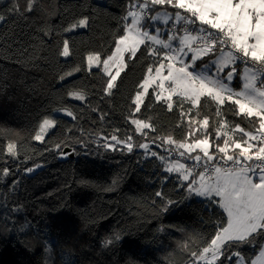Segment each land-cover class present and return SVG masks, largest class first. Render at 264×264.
Instances as JSON below:
<instances>
[{
  "label": "trees",
  "instance_id": "trees-1",
  "mask_svg": "<svg viewBox=\"0 0 264 264\" xmlns=\"http://www.w3.org/2000/svg\"><path fill=\"white\" fill-rule=\"evenodd\" d=\"M19 4L23 10L26 0ZM126 4L127 0H35L34 10L21 15L7 14L13 0H0V13L7 14L0 22V264H204L191 254L207 246L202 241L226 214L216 204L181 190L184 182L177 173L164 179L161 139L191 142L189 119L194 117V127L200 129L198 121L205 115L209 128L194 135H208L210 152L224 139L241 137L236 124L252 129L247 119L233 116L231 102L219 106L222 115L217 117V105L210 99L191 111L187 102L183 108L174 103L171 111L153 102L136 113L132 99L147 67L154 65L151 50L133 58L118 78V88L107 95V74L88 70L86 55L99 53L104 59L113 51ZM82 17L90 18L85 29L65 32ZM65 40L69 56L62 58ZM76 68L82 70L58 81ZM232 87L240 89L238 78ZM71 90L83 92L85 100L71 99ZM58 107L70 109L73 117L53 115ZM101 114L106 116L101 119ZM47 117L54 119V126L46 142H36L33 136ZM132 119L144 120L156 131L146 129L147 136L133 133ZM111 135L132 136L134 151L105 147V137ZM149 137L157 140L150 148L158 153L156 158L135 148L151 142ZM9 143L15 145L14 159L7 153ZM66 146L72 156L61 154ZM233 151L230 147L229 154ZM6 167L11 174L3 173ZM29 167L33 172L25 171ZM156 192L177 203L162 211ZM115 234L122 239L102 247ZM258 249L246 245L240 251L252 259Z\"/></svg>",
  "mask_w": 264,
  "mask_h": 264
},
{
  "label": "snow or ice",
  "instance_id": "snow-or-ice-1",
  "mask_svg": "<svg viewBox=\"0 0 264 264\" xmlns=\"http://www.w3.org/2000/svg\"><path fill=\"white\" fill-rule=\"evenodd\" d=\"M34 8L35 0H26L23 10L19 0H13L7 14L23 15ZM7 14L0 13V22ZM120 19L118 36L113 40L115 50L110 49L111 54L105 59L99 53L87 56L89 69L95 65L99 70L102 66L103 73L107 74L103 87L107 95H112L118 88V78L133 58L151 50L154 65L147 67V74L142 77L132 99L136 113L142 112V105L147 108L153 102L166 105L169 111L173 110L174 103L183 108L187 102L191 111L192 107L203 108L204 102L210 99L217 105V117L222 115L219 106L231 102L233 116L240 117L242 122L247 119L252 130L246 131L245 127L236 124L235 130L242 134L241 137L224 139L222 145L216 144L215 151L210 152L212 144L208 135L203 138L194 135L209 128L208 116L198 121L202 126L200 129L194 127L196 121L192 117L188 121L191 142L177 143L171 136L161 139L169 156L178 153L179 157L191 161V165L179 161L170 163L164 155H160L159 160L164 161L165 180L170 178L168 173H177L178 179L184 182L181 190L187 189L189 196L205 198L226 214L214 233L202 241L207 246L193 252V257L204 264H264V0H127L126 13ZM89 20V17H82L71 27H87ZM157 22H162L165 28L158 27ZM165 35L166 39L162 38ZM157 45L161 47H155ZM60 55L69 56L67 40L63 41ZM81 70L76 68L61 76V80ZM237 77L242 83L240 91L232 87ZM68 95L79 101L85 100L78 92ZM66 114L73 117V111ZM181 115L185 113L181 112ZM105 116L101 114L100 118ZM54 123L44 118L33 139L46 142L44 133ZM131 125L136 126L133 133L145 136L148 135L146 129L156 131L152 124L141 119H132ZM215 135H222L219 129ZM223 135L227 136V133ZM105 139L108 149L126 146L127 152L134 151L132 136L118 139V135H111ZM149 139L156 145V138ZM230 147L234 150L232 154H229ZM56 148L60 149L61 145L57 144ZM135 148L150 151V144L137 143ZM14 149L15 145H7L9 158L17 157ZM197 149L202 155H193ZM61 154L68 155L66 152ZM150 154L153 158L158 155L156 151H150ZM33 170L31 167L25 169L27 173ZM2 171L11 174L7 167ZM155 195L162 198L164 212L177 203L170 198L163 199L162 192ZM121 239L115 234L106 238L102 247L114 246ZM246 245L258 246L260 255L256 260L241 255L240 249Z\"/></svg>",
  "mask_w": 264,
  "mask_h": 264
},
{
  "label": "rangeland",
  "instance_id": "rangeland-1",
  "mask_svg": "<svg viewBox=\"0 0 264 264\" xmlns=\"http://www.w3.org/2000/svg\"><path fill=\"white\" fill-rule=\"evenodd\" d=\"M97 1H101V0H97ZM77 22V21H76ZM76 22H73V23H71L66 29H69V30H65V32L66 33H71V32H74V31H76V30H81V29H85L86 27H83V28H72L71 26L74 24V23H76ZM128 23H130V20L128 21ZM160 24V25H157L158 27H161L162 29H164L165 28V26L162 24V22H157V24ZM152 34H155L154 32L152 33ZM162 38H164V39H166V35L164 36V37H162ZM194 46H196V47H198L199 45H194ZM155 47H157V48H159V47H161V46H159V45H157V46H155ZM115 50V48L113 49V51ZM61 51H62V49H61ZM89 54H96V53H94V52H91V53H88L87 55H86V68L89 70V68H88V64H87V56L89 55ZM111 54V53H110ZM109 54V55H110ZM126 56H127V54L125 55V58H126ZM61 57L62 58H65V57H63L62 55H61ZM105 58H107V56L105 57ZM104 58V59H105ZM96 68V66L94 65L91 69H95ZM99 69H101L102 71H103V69H102V66H100V68ZM73 70H71V71H68V72H72ZM68 72H66V73H68ZM66 73L65 74H62V75H60L59 76V79H58V81L59 82H62L63 80H61V76H65L66 75ZM76 72H74V74H75ZM147 74V73H146ZM145 74V75H146ZM154 74V73H153ZM164 74L166 75L167 74V72H166V70H165V72H164ZM70 76H67L65 79H67V78H69ZM238 79H239V77H237ZM64 79V80H65ZM239 82H240V89L239 90H235V91H240L241 89H242V83H241V81H240V79H239ZM166 87H167V84L165 85ZM70 92H78V93H80V94H82V95H84V93L83 92H81V91H78V90H71ZM85 96V95H84ZM71 99H73V100H77L74 96H69ZM134 98V97H133ZM174 100L176 99V97L174 96V98H173ZM77 101H79V100H77ZM67 111H70V109H68V108H63V107H58V108H55L54 110H53V115H63V116H66V117H68L67 116ZM70 118H72V117H70ZM47 119H51V120H53L54 121V119L52 118V117H47ZM43 121V120H42ZM42 121L40 122V123H42ZM53 126H54V124H53ZM53 126H52V128H53ZM51 128V129H52ZM50 129V130H51ZM50 130H48V131H50ZM39 131V128L37 129V131L35 132V134L37 133ZM48 131H46L45 133H44V136L46 135V133L48 132ZM35 134H34V136H35ZM33 136V137H34ZM173 140H175L177 143H179V142H181V141H183V140H180V139H174L173 138ZM35 141V140H34ZM36 142H40V141H36ZM149 144H150V148H151V146H152V144H151V142H148ZM163 150H165V146H162V145H159ZM174 147V146H173ZM151 151H155L154 149L152 150L151 149ZM166 152V151H165ZM165 155V157H166V159L171 163V162H173V161H179L180 163H185L184 161H182V160H180V159H177V157H179V155H178V153H173L172 155H173V157H171V156H169L168 155V153L166 152V153H164ZM195 154H201L200 152H199V149H197L196 151H195V153H193V155H195ZM202 155V154H201ZM175 156H177V157H175ZM164 162V161H163ZM191 161L190 162H188V163H185L186 165H191ZM165 167V166H164ZM198 198H200V199H205V198H203V197H198ZM259 255H260V252H259V249H258V251L256 252V254L253 256V258L251 259V260H256L257 259V257H259ZM208 259L210 260L211 259V257L209 256L208 257Z\"/></svg>",
  "mask_w": 264,
  "mask_h": 264
},
{
  "label": "water",
  "instance_id": "water-1",
  "mask_svg": "<svg viewBox=\"0 0 264 264\" xmlns=\"http://www.w3.org/2000/svg\"><path fill=\"white\" fill-rule=\"evenodd\" d=\"M63 152H66V153L69 152V155H70V156L73 155V152H70V149H69V147H67V146L63 148Z\"/></svg>",
  "mask_w": 264,
  "mask_h": 264
},
{
  "label": "built area",
  "instance_id": "built-area-1",
  "mask_svg": "<svg viewBox=\"0 0 264 264\" xmlns=\"http://www.w3.org/2000/svg\"><path fill=\"white\" fill-rule=\"evenodd\" d=\"M193 35H195V33H193ZM197 45H198V44H197ZM257 135H258V133H257ZM256 143H257V144H259V142H258V141H257ZM245 146H246V145H245Z\"/></svg>",
  "mask_w": 264,
  "mask_h": 264
},
{
  "label": "crops",
  "instance_id": "crops-1",
  "mask_svg": "<svg viewBox=\"0 0 264 264\" xmlns=\"http://www.w3.org/2000/svg\"><path fill=\"white\" fill-rule=\"evenodd\" d=\"M157 25H160V24L158 23ZM194 45H197V44L194 43Z\"/></svg>",
  "mask_w": 264,
  "mask_h": 264
}]
</instances>
